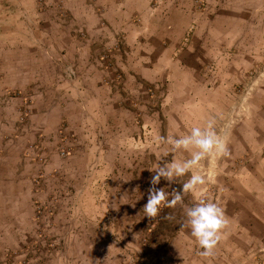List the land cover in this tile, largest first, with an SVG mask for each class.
Here are the masks:
<instances>
[{
  "label": "rangeland",
  "instance_id": "obj_1",
  "mask_svg": "<svg viewBox=\"0 0 264 264\" xmlns=\"http://www.w3.org/2000/svg\"><path fill=\"white\" fill-rule=\"evenodd\" d=\"M210 120L229 154L149 219V169ZM257 133L264 0H0V264H264L228 187L264 158ZM190 175L156 187L171 199ZM201 199L229 221L211 257L181 228Z\"/></svg>",
  "mask_w": 264,
  "mask_h": 264
},
{
  "label": "clouds",
  "instance_id": "obj_2",
  "mask_svg": "<svg viewBox=\"0 0 264 264\" xmlns=\"http://www.w3.org/2000/svg\"><path fill=\"white\" fill-rule=\"evenodd\" d=\"M167 143L171 145V162H164L155 168L149 169L154 172L150 183L148 201L143 207L145 216L149 219H156L162 207L175 208L177 204L183 205L185 194H193L203 190L207 178L193 169L200 165L205 158H217L227 156L228 148L225 140L220 136L215 128L214 121L207 122L204 128L192 127L186 135L169 138ZM183 150L190 154V158L178 161L175 153ZM170 153H166V156ZM191 173L190 177L182 182V194L179 191L171 193V199L164 188H157L161 179L169 183L180 181L181 178ZM186 224L181 228L189 227L191 236L195 238L202 251L201 257H211L218 244L221 242L224 230L228 226V218L224 210L215 202L201 199L191 207H185Z\"/></svg>",
  "mask_w": 264,
  "mask_h": 264
},
{
  "label": "crops",
  "instance_id": "obj_3",
  "mask_svg": "<svg viewBox=\"0 0 264 264\" xmlns=\"http://www.w3.org/2000/svg\"><path fill=\"white\" fill-rule=\"evenodd\" d=\"M118 5V4H116ZM147 8L146 5H141L140 10H145ZM150 23L147 24V26ZM127 24L125 21L117 19L115 20V24L112 25V28L116 31V33H121L127 29ZM111 29V27H110ZM142 29V28H141ZM140 29V31H141ZM120 31V32H119ZM148 32L147 34H150ZM138 34V32H137ZM259 134V133H257ZM256 134V135H257ZM255 139H258L257 147L255 150L262 149L264 147V135L259 134V137L255 136ZM91 141V137H86L85 141ZM84 139L81 137L80 142H77V148ZM84 141V142H85ZM254 143L250 142V146H253ZM92 145H90L91 147ZM229 190L233 198H235L238 205L243 208L242 213L240 215V219H243V227L244 231H249V234L257 233L260 236L264 237V210L262 207L264 206V158L255 157L249 165L245 167L242 171V174L236 175L235 177H231V180L228 184ZM259 196V198L256 197ZM237 233L241 231L240 229H236Z\"/></svg>",
  "mask_w": 264,
  "mask_h": 264
}]
</instances>
